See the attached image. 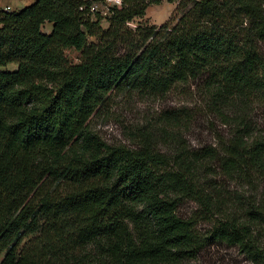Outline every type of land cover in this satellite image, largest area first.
<instances>
[{
	"label": "trees",
	"instance_id": "1",
	"mask_svg": "<svg viewBox=\"0 0 264 264\" xmlns=\"http://www.w3.org/2000/svg\"><path fill=\"white\" fill-rule=\"evenodd\" d=\"M96 1L0 9V68L16 66L0 71V264H84L91 245L96 264H181L209 241L264 260L257 219L225 208L212 169L249 185L264 180V134L224 112L264 104V0H165L178 3L177 17L135 29L128 24L163 0H119L106 15ZM196 82L232 126L218 150L170 160L146 135L137 148L107 147L87 131L118 94L163 97ZM179 116L162 121L179 128L187 120ZM183 200L198 206L186 219ZM198 222L211 225L207 234Z\"/></svg>",
	"mask_w": 264,
	"mask_h": 264
},
{
	"label": "rangeland",
	"instance_id": "2",
	"mask_svg": "<svg viewBox=\"0 0 264 264\" xmlns=\"http://www.w3.org/2000/svg\"><path fill=\"white\" fill-rule=\"evenodd\" d=\"M8 2L7 5H11L12 10H18L33 4L35 0ZM186 3L188 7L192 5L188 1ZM113 4L117 5L114 0H97L92 7L106 15L107 7ZM177 7L178 3L163 0L160 5L149 6L144 18L135 19L128 27L135 29L138 23H142L159 28L169 19L178 16ZM107 26L103 21L102 27L106 29ZM50 29V24L42 27L46 34ZM15 69V65H8L0 68V71L11 72ZM199 85L198 82L191 83L163 97H154L138 91L118 94L113 97L109 106L90 119L87 131L107 147L137 148L141 138L146 135L151 144L170 160L182 150L196 152L209 147L218 150L221 142L227 143L230 139L232 126L224 123L212 112ZM171 111H178V114L187 119L184 124H178L179 128H172L162 121L165 112ZM224 112L232 117L242 116L255 134H264V104L254 106L236 102ZM183 117L182 120H185ZM212 169L215 171V181L220 185L225 208L242 221H248L251 213L257 219L254 223L251 220V230L260 246L264 247V208L261 206L264 205V180L249 185L236 178L226 180L221 174L218 175L214 162ZM142 209L140 206L137 210L141 212ZM197 210L198 206L193 201L183 200L178 207V214L186 219ZM210 229L211 225L207 222L197 224V230L202 235L207 234ZM86 257L84 264H96V261L101 259L100 250L96 245H91L86 250ZM181 264H264V260L252 259L237 246L209 241L193 258L186 259Z\"/></svg>",
	"mask_w": 264,
	"mask_h": 264
},
{
	"label": "built area",
	"instance_id": "3",
	"mask_svg": "<svg viewBox=\"0 0 264 264\" xmlns=\"http://www.w3.org/2000/svg\"><path fill=\"white\" fill-rule=\"evenodd\" d=\"M114 1L117 3V5L120 4V1L119 0H114ZM0 9H2L3 11H5L7 13H9V12L12 11L11 5H3L2 4V0H0Z\"/></svg>",
	"mask_w": 264,
	"mask_h": 264
},
{
	"label": "crops",
	"instance_id": "4",
	"mask_svg": "<svg viewBox=\"0 0 264 264\" xmlns=\"http://www.w3.org/2000/svg\"><path fill=\"white\" fill-rule=\"evenodd\" d=\"M9 0H3V5H7V4H9V2H8ZM51 30V29H50ZM50 32V31H49Z\"/></svg>",
	"mask_w": 264,
	"mask_h": 264
}]
</instances>
